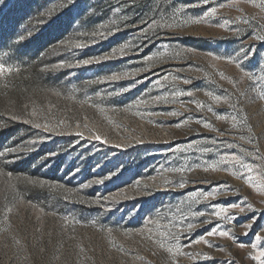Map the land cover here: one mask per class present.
I'll list each match as a JSON object with an SVG mask.
<instances>
[{"label": "rangeland", "instance_id": "374dc122", "mask_svg": "<svg viewBox=\"0 0 264 264\" xmlns=\"http://www.w3.org/2000/svg\"><path fill=\"white\" fill-rule=\"evenodd\" d=\"M259 37L264 0H0V65L43 58L4 100L0 264H260Z\"/></svg>", "mask_w": 264, "mask_h": 264}, {"label": "trees", "instance_id": "16d2710c", "mask_svg": "<svg viewBox=\"0 0 264 264\" xmlns=\"http://www.w3.org/2000/svg\"><path fill=\"white\" fill-rule=\"evenodd\" d=\"M42 63L43 58L39 57L29 63L0 71V134L13 131L17 127V124L3 112L5 97L10 93L27 91L41 81ZM18 172L15 170L13 173Z\"/></svg>", "mask_w": 264, "mask_h": 264}, {"label": "snow or ice", "instance_id": "6c2138e0", "mask_svg": "<svg viewBox=\"0 0 264 264\" xmlns=\"http://www.w3.org/2000/svg\"><path fill=\"white\" fill-rule=\"evenodd\" d=\"M207 2H208V0H204V3H207ZM215 12H216V9L215 8H210L209 11L205 13V15L207 16L209 14H215ZM259 39H264V37H259ZM84 63H88V61H84ZM3 69H4V66L3 65H0V71H3ZM116 78L117 77H112V79H116ZM185 83H187V81H185ZM215 99L220 100L221 98L219 96H217V97H215ZM248 207L251 208L252 205L249 204ZM226 211H227L226 209L221 208L219 210V212H216L215 213V215L219 216L221 213H224ZM240 211L243 212L244 209L241 208ZM250 226H251L250 224L249 225H246V227H250ZM217 234L220 235V236H229L230 235V233L227 232V231H219V232H217L216 229H213L212 231H209L207 233L208 236L217 235ZM244 234L246 235L247 233H244ZM201 240H203V237L201 238ZM195 242H200V241H194V243ZM203 242L204 243H208L207 240H203ZM161 247H163V244H161ZM241 247H243V245H241ZM168 251L171 252L172 249L169 248ZM176 251H177L178 254H181V255L183 254V253L180 252L179 248H177ZM262 258H264V252H261L259 255H257L256 257H254V259L260 261V264H264V259H262Z\"/></svg>", "mask_w": 264, "mask_h": 264}]
</instances>
